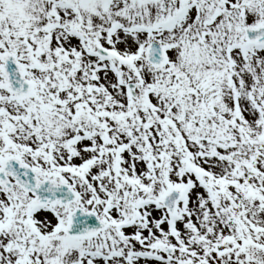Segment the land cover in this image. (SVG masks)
<instances>
[{"label": "snow or ice", "instance_id": "1", "mask_svg": "<svg viewBox=\"0 0 264 264\" xmlns=\"http://www.w3.org/2000/svg\"><path fill=\"white\" fill-rule=\"evenodd\" d=\"M0 264H264V0H0Z\"/></svg>", "mask_w": 264, "mask_h": 264}]
</instances>
